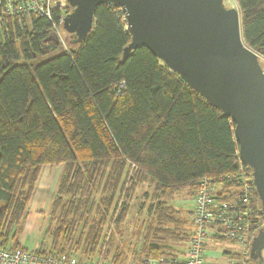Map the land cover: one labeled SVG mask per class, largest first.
<instances>
[{
    "label": "trees",
    "instance_id": "16d2710c",
    "mask_svg": "<svg viewBox=\"0 0 264 264\" xmlns=\"http://www.w3.org/2000/svg\"><path fill=\"white\" fill-rule=\"evenodd\" d=\"M237 2L243 39L264 57V0ZM116 7L99 5L87 39H69L64 50L55 31L63 28L61 9L51 18L32 15L20 22L6 15L0 0L1 248L29 250L18 235L47 165L64 167L51 216L63 211L55 228L46 230L51 246L36 251L59 254L75 243L69 248L88 260L110 256L115 232L111 226L105 246V227L125 220V203L141 183L153 184L159 196L187 190L192 198L202 178L237 170L233 120L149 48L139 46L124 58L131 35ZM64 194H71L67 206ZM190 214L159 201L137 254H172L170 243L191 236ZM80 222L89 231L72 242ZM124 254L118 250L111 261L119 264ZM224 255L240 258L238 252Z\"/></svg>",
    "mask_w": 264,
    "mask_h": 264
},
{
    "label": "water",
    "instance_id": "95a60500",
    "mask_svg": "<svg viewBox=\"0 0 264 264\" xmlns=\"http://www.w3.org/2000/svg\"><path fill=\"white\" fill-rule=\"evenodd\" d=\"M63 21L70 43L93 30L99 5L114 3L126 16L131 42L124 58L145 46L211 105L230 117L242 162L264 213V67L243 39L240 9L224 0H67ZM253 264H264V225L252 240Z\"/></svg>",
    "mask_w": 264,
    "mask_h": 264
},
{
    "label": "built area",
    "instance_id": "2783aa9c",
    "mask_svg": "<svg viewBox=\"0 0 264 264\" xmlns=\"http://www.w3.org/2000/svg\"><path fill=\"white\" fill-rule=\"evenodd\" d=\"M2 1L6 15L16 17L20 22L32 15L51 18L54 9H61L60 23L63 24L69 13L67 0ZM116 6L115 11L126 23L124 10ZM56 35L60 39L57 32ZM120 85L123 86L124 82ZM256 194L253 169L238 156L235 172L218 179L205 177L200 180L197 193L191 198L193 229L184 256L175 253L160 257L144 255L130 259L125 264H207L208 241L214 238L232 241L240 248V258L226 256L228 261L248 264L252 240L264 225ZM79 253L75 248H68L59 254H44L35 250L10 251L0 247V264H115L111 261L84 259Z\"/></svg>",
    "mask_w": 264,
    "mask_h": 264
},
{
    "label": "rangeland",
    "instance_id": "374dc122",
    "mask_svg": "<svg viewBox=\"0 0 264 264\" xmlns=\"http://www.w3.org/2000/svg\"><path fill=\"white\" fill-rule=\"evenodd\" d=\"M226 6L228 7H236L239 8L237 0H224ZM69 5V4H68ZM70 7V6H69ZM240 9V8H239ZM72 10L70 7L69 12ZM24 26H28L29 23H23ZM55 31L59 34L60 41L63 45V49L67 50L69 48V39L70 35L67 33L62 26H59L58 28H55ZM58 38V36H57ZM262 65L264 67V57L261 56ZM101 190V188H100ZM100 190L97 189V193L95 192L96 197L98 198L100 196ZM79 197V195H77ZM63 205H66L69 200H71V194L63 195ZM191 197L188 196L187 190H182L180 193L175 194L172 197H165V196H159L155 186L151 183H141L137 190L134 193L129 194V197L125 203V206L127 208V215L125 220L120 224H115L113 222H109L105 227V246L108 242L109 235L113 229L115 234L113 236L114 241L112 247L109 245L108 248L110 249V256L106 259H99L97 256L96 261H111L112 256L115 252H118V250H125L126 256L128 253H130L131 250H137L141 246V240L143 237V232L145 229V226L148 224L151 219L154 217V211L155 207H157V203L159 201L166 202L168 204H174L176 208H181L183 212L190 210L191 206L188 205L190 203ZM62 205V206H63ZM181 205H184V207H181ZM62 208V207H61ZM59 209L55 216L53 218L51 216V213L49 217L46 218L45 222L42 224V234L41 239L44 240V244L48 246V248L51 246V234L46 233L47 228H55V226L58 224L59 217L62 213V209ZM185 210V211H184ZM94 218H99V214L92 211ZM109 226V227H108ZM116 226L117 229H116ZM89 228H86V226L80 222V225L78 224L77 228L75 229L72 237L70 240L72 242L79 241L82 236H85ZM185 228H181L179 231H183ZM110 232V233H109ZM211 241V244L207 245V264H235L226 259L224 255L225 252H238L240 251V248L237 247L234 243H232L229 240H226L225 242L220 240H209ZM75 247L77 248V245L75 243L73 244H66L65 247ZM106 247H103V250H105ZM120 248V249H119ZM37 249H40L39 247ZM80 250V249H79ZM36 251V250H35ZM82 252V250H80ZM79 251V252H80ZM81 252L79 253L81 256ZM223 256V257H222ZM93 256H91V259ZM113 262V261H111Z\"/></svg>",
    "mask_w": 264,
    "mask_h": 264
},
{
    "label": "crops",
    "instance_id": "0c3cea01",
    "mask_svg": "<svg viewBox=\"0 0 264 264\" xmlns=\"http://www.w3.org/2000/svg\"><path fill=\"white\" fill-rule=\"evenodd\" d=\"M63 170V165L45 166L42 171L40 180L36 185L35 193L28 205L27 216L22 221V230L18 235L20 245L27 247L29 250H37L38 247L48 249L47 244L45 245L44 240H42L40 237L42 234V224L52 212L54 195L58 190L59 181L62 176ZM188 205L191 206L190 210H188L191 211V214L189 215V220L191 222L193 211V204L191 203V200ZM181 206L184 207V205ZM189 240L190 238L181 242L170 243V246L174 251L173 253L184 256L189 247ZM211 240L215 241L218 239L214 238ZM220 241L225 242L226 240L220 239ZM210 244L211 241H208V246ZM138 256L141 255L137 254L135 250H131L130 253L127 254V256L125 251L124 261H120L119 264H125L128 260L135 259Z\"/></svg>",
    "mask_w": 264,
    "mask_h": 264
}]
</instances>
